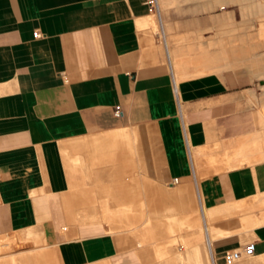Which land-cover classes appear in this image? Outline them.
<instances>
[{
  "label": "crops",
  "instance_id": "0c3cea01",
  "mask_svg": "<svg viewBox=\"0 0 264 264\" xmlns=\"http://www.w3.org/2000/svg\"><path fill=\"white\" fill-rule=\"evenodd\" d=\"M234 1L0 0V264H264V159L226 167L218 150L253 129L252 91L205 73L175 94L170 70L212 67V11ZM119 128L131 146L99 145ZM245 199L250 215L206 222ZM190 200L203 240L180 219ZM248 242L251 256L225 261Z\"/></svg>",
  "mask_w": 264,
  "mask_h": 264
},
{
  "label": "rangeland",
  "instance_id": "374dc122",
  "mask_svg": "<svg viewBox=\"0 0 264 264\" xmlns=\"http://www.w3.org/2000/svg\"><path fill=\"white\" fill-rule=\"evenodd\" d=\"M154 29L159 35L161 46L162 35L155 15ZM210 38L212 67H170L171 73L176 82L205 73L221 75L230 81L242 83L247 91L251 90L250 103L245 108L251 112L249 124L253 129L242 140L225 144L218 150L222 148L225 151L226 167L264 159V0H235L220 9L218 16L212 11ZM219 161L210 159L208 163L214 165ZM197 176L201 178L200 173ZM189 203L191 205L188 204V208L192 206L199 218L195 201L190 200ZM250 205L251 201L248 200L240 212L250 215ZM107 217V221L103 222L111 225V217ZM180 219L188 222V216H181ZM193 227L196 241L203 240L201 226Z\"/></svg>",
  "mask_w": 264,
  "mask_h": 264
},
{
  "label": "bare ground",
  "instance_id": "6f19581e",
  "mask_svg": "<svg viewBox=\"0 0 264 264\" xmlns=\"http://www.w3.org/2000/svg\"><path fill=\"white\" fill-rule=\"evenodd\" d=\"M157 14V13H156ZM178 75V74H177ZM175 81V80H174ZM176 82V81H175ZM138 128V127H137ZM136 128V129H137ZM131 129V128H130ZM138 130H140L139 128H138ZM138 130H137V132H138ZM130 130H127V129H113V130H111V134L110 133H108L109 132V130L107 131V133L108 134H110V135H106V136H100L101 138H102V140H100V138H99V140H100V143L101 144H99V145H102V144H106L105 146H107V144L109 143V142H111V145H112V143H118L119 144V142H126V143H129L130 142V138L133 140V139H135V138H132V136L134 135H132V133H133V130L131 131L132 133H130L129 132ZM134 131H136V130H134ZM140 132V131H139ZM89 133V132H88ZM105 133V132H104ZM106 133V134H107ZM93 134V133H92ZM100 134H102V132L100 133ZM99 134V135H100ZM130 134H131V137H130ZM141 134V133H140ZM139 134V135H140ZM95 135V134H94ZM96 135H98L97 133H96ZM105 135V134H104ZM138 135V136H139ZM88 136H90V134L88 135ZM93 136V135H92ZM91 137V136H90ZM134 137H136V135L134 136ZM84 138V137H83ZM86 138H87V136H86ZM92 138V137H91ZM90 138V139H91ZM96 138H97V136H96ZM139 138V137H138ZM147 138V137H146ZM94 139H95V136H94ZM91 139V141L93 140V142H90L89 141V143L91 144V143H94V141H96V140H98V139ZM109 139H111V141H109L108 143H107V141L109 140ZM140 139H141V136H140ZM143 139V138H142ZM80 140V139H79ZM131 140V141H132ZM144 140V139H143ZM147 140H148V138H147ZM69 141H72V139L71 140H69ZM74 141V140H73ZM81 141H82V139H81ZM84 141V140H83ZM82 141V142H83ZM134 141V140H133ZM141 141V140H140ZM149 141V140H148ZM138 142V141H137ZM70 143V142H69ZM72 143V142H71ZM75 144H76V142H74ZM131 143V142H130ZM129 143V144H130ZM144 143V142H143ZM87 144V143H86ZM90 144H88V145H90ZM148 144V143H147ZM78 145V144H77ZM95 145V143L93 144V146ZM120 145V144H119ZM122 145V144H121ZM143 145V144H142ZM141 144H140V148H142L143 146H142ZM146 145V144H145ZM69 146V145H68ZM82 146V145H81ZM80 146V148L81 149H83L84 147H81ZM86 146V145H85ZM109 146V145H108ZM113 146V145H112ZM112 146H110V147H112ZM117 146V145H116ZM130 146H131V144H130ZM129 146V147H130ZM133 146V145H132ZM142 146V147H141ZM74 147H75V145H74ZM78 147H79V145H78ZM77 147V148H78ZM90 147V146H89ZM92 147V146H91ZM102 147H103V145H102ZM146 147V146H145ZM93 148V147H92ZM92 148H91V150H92ZM95 148V147H94ZM94 148H93V152L94 151H97L98 149H100V151L103 149H101V146H100V148H97V150L95 149L94 150ZM105 148V147H104ZM109 148V147H108ZM114 148H115V146H114ZM114 148H111V149H113L114 150ZM117 148V147H116ZM118 148H122L121 146L120 147H118ZM126 147H124V150H127L128 149V152H130L129 151V148H127V149H125ZM131 149L133 148V147H130ZM80 149V150H81ZM110 149V150H111ZM123 149V148H122ZM121 149V150H122ZM135 149V148H134ZM143 149V148H142ZM70 150V149H69ZM84 150V149H83ZM83 150L81 151V152H83ZM105 150V149H104ZM107 150V149H106ZM117 150V149H116ZM64 151V150H63ZM112 151V150H111ZM110 151V152H111ZM123 151V150H122ZM121 151V152H122ZM70 152H72V149H71V151ZM101 152H104V151H101ZM101 152H94V154H96V153H100L101 154ZM117 152H118V150H117ZM133 152V151H132ZM132 152H130V153H132ZM65 153H66V151H65ZM67 153H69V152H67ZM75 153V152H74ZM84 153H86V152H83V155H84ZM111 153H113V154H115L116 152H115V150H114V152L112 151ZM110 153V155H112ZM124 153V152H123ZM73 154V153H72ZM79 155L81 154V153H78ZM89 155H91V153L89 154ZM93 155V154H92ZM104 155V154H103ZM102 155V156H103ZM119 155H120V153H119ZM121 155H122V153H121ZM129 155V154H128ZM127 155V156H128ZM132 155V154H131ZM130 155V156H131ZM134 155V154H133ZM132 155V157H133V159H134V156ZM69 156V155H68ZM74 156V155H73ZM75 156H76V154H75ZM81 156V155H80ZM87 156V155H86ZM85 156V157H86ZM95 156V155H94ZM97 156V155H96ZM100 156V155H99ZM113 156V155H112ZM114 156H116V155H114ZM71 157V156H70ZM77 157H78V155H77ZM88 157V156H87ZM98 157V156H97ZM105 158H106V156H104ZM109 157V156H108ZM118 157V156H117ZM120 157H123V156H120ZM74 158V157H73ZM89 158H91V159H93V157L91 156V157H89ZM88 158V159H89ZM101 158V157H100ZM103 158V157H102ZM101 158V159H102ZM104 158V159H105ZM109 158H111V157H109ZM108 158V159H109ZM114 158V157H113ZM125 158V157H124ZM126 158H129V156L128 157H126ZM71 159V158H70ZM74 159H78V158H74ZM79 159H80V157H79ZM96 159H98L99 160V157L98 158H96ZM96 159H94V161L96 160ZM100 159V160H101ZM112 159V158H111ZM131 159V158H130ZM133 159H132V161H133ZM81 160H82V158H81ZM83 160H84V158H83ZM86 160V159H85ZM84 160V162H86ZM117 160V159H116ZM120 159H118L117 161H119ZM80 161V160H79ZM90 160H87V162H89ZM93 161V160H92ZM113 161V160H112ZM127 161V160H126ZM128 161H129V159H128ZM130 162L129 161V163H133V162ZM84 162H82V163H84ZM121 162H123L124 163V160H123V158H121ZM90 164H91V162H89ZM88 163V164H89ZM96 163H98V161L96 162ZM115 163V162H114ZM113 163V164H114ZM128 163V162H127ZM135 163V162H134ZM84 164H86V163H84ZM87 164V165H88ZM93 164V163H92ZM119 164V163H118ZM118 164L116 165V166H118ZM66 165H67V163H66ZM86 165V166H87ZM99 165H100V161H99ZM110 165H111V162H110ZM115 165V164H114ZM113 165V166H114ZM121 165V164H120ZM127 165V164H126ZM125 165V166H126ZM131 165V164H130ZM129 164H128V166H130ZM135 165H136V163H135ZM91 166H94V165H91ZM90 165H89V167H91ZM97 166V165H96ZM106 166V165H105ZM95 167V166H94ZM136 166H134V168H135ZM92 168V167H91ZM120 168H122V166L120 167ZM127 168V167H126ZM125 168V169H126ZM131 168H132V166H131ZM130 168V169H131ZM94 169V168H93ZM124 169V170H125ZM137 169V168H136ZM136 169H134L135 171H136ZM121 170H123V168L121 169ZM133 169H131V171H132ZM122 172L123 171H121V174H122ZM126 172V171H125ZM128 172V171H127ZM126 172V173H127ZM130 172V171H129ZM116 173V172H115ZM120 173V172H119ZM132 173V172H131ZM130 173V174H131ZM125 174V173H124ZM129 174V175H130ZM123 175V174H122ZM132 175V178H130V179H132L133 180V174H131ZM134 175H135V173H134ZM139 175V174H138ZM136 176V175H135ZM131 177V176H130ZM134 181V180H133ZM133 181H130V182H133ZM118 183V182H117ZM117 183H116V185H117ZM68 185H70V184H68ZM160 185V184H159ZM154 187L155 185H151V187ZM109 187H111V186H109ZM150 187V186H149ZM156 187V186H155ZM154 187V188H155ZM167 187V186H166ZM111 188H109V190H110ZM158 189H159V187H158ZM157 189V187H156V189H155V191L156 190H158ZM69 189H67V191H68ZM72 190V189H71ZM150 190H151V188H150ZM153 190V189H152ZM70 191V190H69ZM108 191V190H107ZM111 191V190H110ZM155 191L153 190V192L155 193ZM159 191L161 192H164V193H166V194H170L171 193V189L170 188H163V190H160L159 189ZM72 192H73V190H72ZM150 192H152V191H150ZM119 193V192H118ZM179 193V192H178ZM72 195V194H71ZM68 196V195H67ZM167 196V195H166ZM68 198H69V196H68ZM71 198V197H70ZM169 199V198H168ZM247 201L248 200H242L241 202H237V203H232V204H227L226 203V205H221V206H216V207H214V208H209V209H204V218H205V220H206V222H208V225H209V223L210 222H214V221H216V219L218 220L219 218H221V217H225V216H228V215H233L234 213H238V212H240V210L242 209V208H244V206H246L247 205ZM68 202H70V201H68ZM79 202V201H78ZM230 203V202H229ZM74 207V206H73ZM95 207V206H94ZM96 208V207H95ZM98 209V208H97ZM96 209V210H97ZM99 210H101V209H99ZM191 210H192V208H191ZM84 211V210H83ZM185 211V210H184ZM100 212V211H99ZM110 213V212H109ZM188 213V212H187ZM191 213H192V211H191ZM78 214V213H77ZM87 214V213H86ZM111 214V213H110ZM182 216V215H181ZM84 220H89V221H94V220H96V221H107V219H108V217H107V215H97V216H95V215H91V216H87V215H85V216H83L82 217ZM114 218V217H113ZM203 219V218H202ZM111 220V219H110ZM98 221V222H99ZM112 221V220H111ZM85 223V222H84ZM188 223L189 224H191L192 226H195V227H197V225H199V218H198V215H197V213H196V211L194 212V213H192L191 215H189L188 216ZM212 224V223H211ZM210 224V225H211ZM208 228H209V226H208ZM38 237V236H37ZM191 244V243H190ZM195 245V244H194ZM194 248V247H193ZM196 248V247H195ZM194 250H196V249H194ZM188 251V250H187ZM257 260H259V259H257ZM254 261V260H253ZM261 261V260H260ZM255 262H257V261H255ZM262 262H263V260H262ZM261 262V263H262ZM258 263V262H257ZM264 263V262H263Z\"/></svg>",
  "mask_w": 264,
  "mask_h": 264
},
{
  "label": "built area",
  "instance_id": "2783aa9c",
  "mask_svg": "<svg viewBox=\"0 0 264 264\" xmlns=\"http://www.w3.org/2000/svg\"><path fill=\"white\" fill-rule=\"evenodd\" d=\"M147 4L149 5V8L152 9L154 12L158 11L157 0H147ZM34 36L38 37L39 33L37 31L34 32ZM177 90L178 89L176 86V82L173 79V92L176 94ZM114 114L116 116H119L121 114V111H120V108L118 105L115 107ZM175 181H176V179H175ZM253 252H254V243L248 242L245 245L226 253L224 259L227 263H229V262L235 261L237 259H240L241 257L251 256L253 254Z\"/></svg>",
  "mask_w": 264,
  "mask_h": 264
}]
</instances>
